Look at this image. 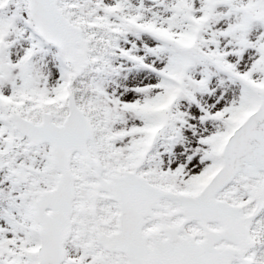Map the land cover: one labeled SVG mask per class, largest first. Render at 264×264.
Segmentation results:
<instances>
[{
	"label": "snow or ice",
	"instance_id": "obj_1",
	"mask_svg": "<svg viewBox=\"0 0 264 264\" xmlns=\"http://www.w3.org/2000/svg\"><path fill=\"white\" fill-rule=\"evenodd\" d=\"M0 264H264V0H0Z\"/></svg>",
	"mask_w": 264,
	"mask_h": 264
}]
</instances>
